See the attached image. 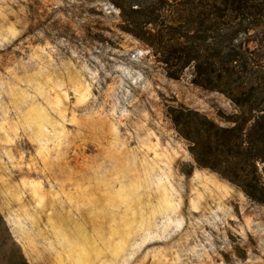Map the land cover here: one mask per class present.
Instances as JSON below:
<instances>
[{"label": "rangeland", "instance_id": "374dc122", "mask_svg": "<svg viewBox=\"0 0 264 264\" xmlns=\"http://www.w3.org/2000/svg\"><path fill=\"white\" fill-rule=\"evenodd\" d=\"M119 24L109 0H0V264H264V204L171 117L239 108ZM248 48L264 68V24Z\"/></svg>", "mask_w": 264, "mask_h": 264}, {"label": "trees", "instance_id": "16d2710c", "mask_svg": "<svg viewBox=\"0 0 264 264\" xmlns=\"http://www.w3.org/2000/svg\"><path fill=\"white\" fill-rule=\"evenodd\" d=\"M119 27L150 47L168 76L192 68V81L223 92L239 108L231 126L195 110L172 120L199 166L217 171L264 204V68L249 56L248 37L264 24V0H109Z\"/></svg>", "mask_w": 264, "mask_h": 264}]
</instances>
